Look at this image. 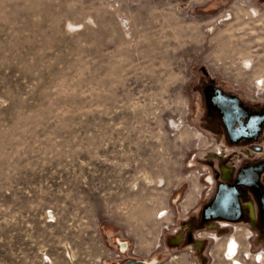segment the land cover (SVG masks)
Wrapping results in <instances>:
<instances>
[{"label": "rangeland", "instance_id": "rangeland-1", "mask_svg": "<svg viewBox=\"0 0 264 264\" xmlns=\"http://www.w3.org/2000/svg\"><path fill=\"white\" fill-rule=\"evenodd\" d=\"M36 3L0 0V264H231V239L264 264L255 230L191 220L228 152L200 85L264 81V0Z\"/></svg>", "mask_w": 264, "mask_h": 264}, {"label": "flooded vegetation", "instance_id": "flooded-vegetation-1", "mask_svg": "<svg viewBox=\"0 0 264 264\" xmlns=\"http://www.w3.org/2000/svg\"><path fill=\"white\" fill-rule=\"evenodd\" d=\"M206 78V77H205ZM256 89L251 90L250 97H243L239 93L223 88L213 80L206 78L200 85L203 95V109L209 121L221 138L222 145L228 150L223 160L226 162L208 175L210 193L197 215L191 220L199 223L202 208L209 204L213 198L218 184L230 192L234 199V206L229 218L214 217L202 225L213 222L222 224L220 233L227 232L232 225L243 224L258 236L264 238V81L255 82ZM230 103L229 114H222L213 107L219 102ZM228 160V161H227ZM212 165V163H208ZM227 164V165H226ZM242 182V183H241ZM209 183V182H208ZM249 183V185L247 184ZM238 210V211H237ZM191 225H193L192 222ZM186 242L188 234H186ZM181 240V238H180ZM177 241L178 243L180 242ZM235 241V240H234ZM233 239L228 240L224 249H230ZM236 242V241H235ZM188 243L193 244L191 238ZM236 247L233 252H238ZM194 252H201V247L194 248ZM205 252V251H203ZM259 257V256H258Z\"/></svg>", "mask_w": 264, "mask_h": 264}, {"label": "water", "instance_id": "water-1", "mask_svg": "<svg viewBox=\"0 0 264 264\" xmlns=\"http://www.w3.org/2000/svg\"><path fill=\"white\" fill-rule=\"evenodd\" d=\"M230 103H225L223 101L219 102V104H213V107L219 110L222 114H229L231 107ZM208 183V182H207ZM242 183V182H241ZM249 185V183H247ZM222 184H218L216 188V192L206 206L202 208L201 214H200V225H202L204 222H207L210 216L212 218L214 217H224L226 219H230L229 215L232 212H235L234 209L232 210V206H234V199L230 198V192L223 189ZM236 210V209H235ZM238 211V210H237ZM190 233H188L189 238ZM189 242V239H188ZM119 243V251L124 252L127 248V243L122 241ZM124 245V247H122ZM155 258L150 260H140V259H126L121 264H154Z\"/></svg>", "mask_w": 264, "mask_h": 264}, {"label": "bare ground", "instance_id": "bare-ground-1", "mask_svg": "<svg viewBox=\"0 0 264 264\" xmlns=\"http://www.w3.org/2000/svg\"><path fill=\"white\" fill-rule=\"evenodd\" d=\"M30 1H31L32 4H30V6L25 7V8H27V10H30L32 12L36 11L37 10L36 7L39 5V4L36 3L38 0H30ZM41 6H42V8L44 7V9H46L50 5H45V4L42 3ZM25 8L23 10H21L20 12H23L25 10ZM44 9H43V11H45ZM243 24H245V23H243ZM238 25H239V27H241L240 25H242V23L239 22ZM189 28H187V29H189ZM191 28H193V27H191ZM195 28L196 27H194V29H193L194 31H195ZM233 28H235V27H233ZM188 31H190V30H188ZM230 32H232V31H230ZM193 34H195V33H193ZM216 39H217V44L219 45L218 49H220L219 52L222 54L223 58L232 59L233 57H235L237 55H242V53L245 54L247 52L248 47H249L248 45L244 44L242 41L241 42L240 41H238V42L234 41L233 42V40L230 39V34L227 33V31H224V32L222 31L221 33L219 32ZM153 52H154V49H153ZM263 65H262V67H263ZM262 69H264V68H262ZM174 240L175 241H179L180 240V236L178 238H175ZM236 243L237 242H235L233 240V242H231L230 249H227V252H226V257H230L231 258V260H230L231 264H240L235 258L231 257L234 254L233 248L236 247ZM122 247H124V245H122ZM225 250H226V248H225Z\"/></svg>", "mask_w": 264, "mask_h": 264}, {"label": "crops", "instance_id": "crops-1", "mask_svg": "<svg viewBox=\"0 0 264 264\" xmlns=\"http://www.w3.org/2000/svg\"><path fill=\"white\" fill-rule=\"evenodd\" d=\"M235 256H236V254H235ZM239 260V259H238ZM239 262H241L240 260H239Z\"/></svg>", "mask_w": 264, "mask_h": 264}, {"label": "built area", "instance_id": "built-area-1", "mask_svg": "<svg viewBox=\"0 0 264 264\" xmlns=\"http://www.w3.org/2000/svg\"><path fill=\"white\" fill-rule=\"evenodd\" d=\"M226 252V251H225Z\"/></svg>", "mask_w": 264, "mask_h": 264}]
</instances>
